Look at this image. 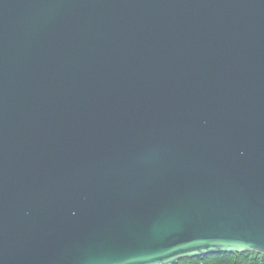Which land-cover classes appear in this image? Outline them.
I'll list each match as a JSON object with an SVG mask.
<instances>
[{
	"label": "water",
	"instance_id": "obj_1",
	"mask_svg": "<svg viewBox=\"0 0 264 264\" xmlns=\"http://www.w3.org/2000/svg\"><path fill=\"white\" fill-rule=\"evenodd\" d=\"M264 255V0H0V264Z\"/></svg>",
	"mask_w": 264,
	"mask_h": 264
},
{
	"label": "trees",
	"instance_id": "obj_2",
	"mask_svg": "<svg viewBox=\"0 0 264 264\" xmlns=\"http://www.w3.org/2000/svg\"><path fill=\"white\" fill-rule=\"evenodd\" d=\"M174 264H264V255L254 251L213 253L195 258H184Z\"/></svg>",
	"mask_w": 264,
	"mask_h": 264
}]
</instances>
